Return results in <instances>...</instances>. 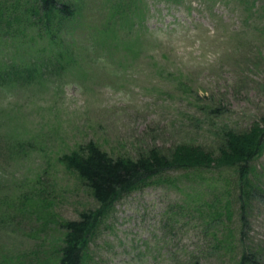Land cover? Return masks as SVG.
<instances>
[{"label": "rangeland", "instance_id": "374dc122", "mask_svg": "<svg viewBox=\"0 0 264 264\" xmlns=\"http://www.w3.org/2000/svg\"><path fill=\"white\" fill-rule=\"evenodd\" d=\"M71 1L80 19L59 34L72 65L0 88L7 151L0 158V264H30L34 255L38 264H57L51 247L61 233L48 214L76 220L99 208L59 162L63 154L91 141L131 159L182 144L216 151L225 128L244 131L264 118V0ZM35 37L26 31L0 39V70L3 60L26 66L56 54ZM253 165L264 188V153ZM184 175L170 173L174 186L166 178L117 203L87 264H235L241 238L264 264V198L249 205L246 226L235 203L232 221H211L207 208L201 214L178 206L196 192L199 202L215 199L216 190L235 200L234 192L218 182L212 193ZM44 201L50 211L40 208Z\"/></svg>", "mask_w": 264, "mask_h": 264}, {"label": "trees", "instance_id": "16d2710c", "mask_svg": "<svg viewBox=\"0 0 264 264\" xmlns=\"http://www.w3.org/2000/svg\"><path fill=\"white\" fill-rule=\"evenodd\" d=\"M122 5L125 6V4ZM118 13L111 15L116 14L114 17L118 18L120 14H124V11ZM80 16L77 4L71 0L68 2L64 0L0 1L1 40L7 42L17 37L21 39L26 31H31L36 34L35 39L39 37V41H43L47 48L56 52L54 56L53 53L47 56H52L51 58L38 57L26 66L18 65L16 62L1 61L0 88L13 89L21 81L23 84H30L31 81L37 82L43 80L44 77L49 79V76L63 72L68 65L71 66L74 62L71 47L69 46L70 48L66 51L62 50L64 40L59 33L69 23L80 19ZM124 17L121 21H115L113 27L117 25L119 27L120 23L123 26ZM107 31L114 32L113 28H107L104 32ZM67 33L72 34L70 37L72 39L76 36L72 32H65ZM212 111L218 113L217 109ZM3 143L4 140L0 137V158L4 152H7ZM218 143L219 148L216 151L207 150L201 145L182 144L167 154L162 150L152 148L146 155L131 159L126 156H112L96 142L91 141L70 153L63 154L59 162L69 173L76 176V180L81 185L87 188L99 208L80 213L76 220H67L48 214L49 225L54 224L57 226L56 231L61 233L59 243L51 247L56 263L87 264L91 243L112 216L116 204L135 192L165 184L166 178L171 186H174L175 180L168 176L173 172L184 173L186 180L191 178L194 183L192 185L206 188L208 191L219 188L228 191L231 188L235 196V200L229 196V199L224 201V197L218 196V190H216L215 199L209 202H199L200 200L196 199L199 197L196 190L195 195H191L192 199L189 203H184L186 206H178L179 211L182 208H189L191 211H200L203 214L207 208L208 219L218 222L223 220L226 224L225 219L232 221L231 216H233V204L235 203L240 208L242 226H246V213L249 205L258 197L264 198V188L259 181L261 176L257 175V170L253 165L264 153V118L252 123L244 131L225 128ZM205 173L214 177L210 180L203 178ZM215 177H217L216 180ZM218 182L219 188L217 187ZM45 203V201L42 202L40 208L50 211L52 208ZM28 212L31 211L28 210ZM225 227L228 228V226ZM240 242L238 248L241 252L235 264H260L252 249L243 248V238ZM217 243L219 247L224 245V249L229 245L227 241L220 239H217ZM38 255H44V253H38ZM34 257H36V262L29 259L30 264H38L37 256L34 255Z\"/></svg>", "mask_w": 264, "mask_h": 264}]
</instances>
